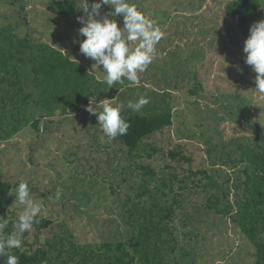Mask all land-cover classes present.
<instances>
[{
	"label": "rangeland",
	"instance_id": "obj_1",
	"mask_svg": "<svg viewBox=\"0 0 264 264\" xmlns=\"http://www.w3.org/2000/svg\"><path fill=\"white\" fill-rule=\"evenodd\" d=\"M51 1L54 0H0V47L5 37L18 41L27 36L33 43L63 50L91 72L94 61L79 51L83 38L78 30L83 25L77 17L83 15L78 9L82 0H62L75 2V13L70 16L52 12L48 8ZM230 1L129 0L164 34L152 63L134 86L125 80L124 84L109 88L102 82L99 70L91 73L96 80L94 92L100 95L93 96L94 103L114 98L116 103L126 105L144 95L150 103L135 113L153 117L171 109L173 126L145 140L157 152L139 150L130 157L117 137L101 139L103 132L97 116L85 110L89 102L78 110L72 106L64 115L57 109L53 117L41 121L36 132L31 123L42 110L31 99L17 107L6 100L4 104L0 92L1 111L6 114L0 129V183L9 187L4 205V218L9 224L4 234L14 230L23 211L15 201V189L22 181L28 183L42 205L38 221L50 222L46 228L34 224L31 232L23 234L18 250H43L51 264H78L76 253L80 254L81 248L85 253L96 252L107 241H125L123 205L126 197L135 194L142 184V166L161 173L170 164L185 174L190 169L204 168L219 184H224L226 174L222 171L226 170H217L206 159L205 139L210 137L214 144L234 149L230 145L234 140L242 137V142L253 144L255 132L264 131V94L256 92L257 74L245 63L243 52L250 26L264 20V0H259L261 9L245 27L225 17L224 9ZM92 2L89 0V4ZM101 11L109 9L103 6ZM116 19L122 27L123 18ZM199 86L201 90L192 95L190 90ZM189 131L195 140L179 142L177 135ZM178 143L192 163L178 165L166 158L165 154ZM233 199L231 193L230 200ZM185 206L168 221L179 244L176 256L182 263L254 262L256 245L229 217L220 219L196 202ZM259 239L264 244V232Z\"/></svg>",
	"mask_w": 264,
	"mask_h": 264
},
{
	"label": "trees",
	"instance_id": "obj_2",
	"mask_svg": "<svg viewBox=\"0 0 264 264\" xmlns=\"http://www.w3.org/2000/svg\"><path fill=\"white\" fill-rule=\"evenodd\" d=\"M48 8L59 16H70L75 13L76 4L74 1L54 0L48 4ZM260 9L259 0H231L225 6L224 15L235 24L245 27ZM95 85L94 75L63 50L49 44L33 43L27 36L18 41L7 37L2 40L1 102L5 104L9 101L13 107H17L19 103L27 104L31 99L33 104L42 110L40 117H34L31 123V128L36 132H39L41 121L53 117L57 109H61V115H64L72 106L76 110L83 108L94 95H98L94 92ZM30 88L32 90L29 91ZM199 90L200 86L194 87L190 93L195 95ZM106 95L109 98L113 96ZM18 109L20 110V107ZM121 115L127 118L131 127L126 135L117 138L130 157L137 155L139 150L144 153L150 152V149L151 152H157L158 149L151 148L152 145L145 140L172 127L174 123L171 109L148 117L125 107ZM5 116L0 104V129L4 127ZM191 132L178 134V141L195 140V135ZM7 135L9 136L8 133ZM254 137L253 144L248 140L242 142V137L241 140H234L230 144L234 145V149L228 148V145L214 144L210 137L205 139L206 147L203 151L206 159L217 170H226L222 171L226 174L222 185L204 168L196 171L190 169L189 173L185 174L170 164L166 165V170L161 173L149 166H142V184L135 194L126 197L123 205L126 240L107 241L96 252L91 250L85 253L84 248H81V253H76L80 258L77 263L184 264L176 256L179 244L168 221L178 209L185 208V204L196 202L220 219L229 217L235 227L257 247L256 258L252 264H264V244L260 243L259 239L260 233L264 232V131L257 130ZM165 155L172 163L177 162L178 165L182 162L192 163L181 143ZM228 170H231V173H228ZM166 173H169L167 178ZM8 190V186L0 183L2 217H5V194ZM231 193L233 201L230 200ZM48 225L49 221L38 222L40 228H46ZM71 246L72 249L76 248ZM9 251L19 257V264H51L47 252L43 250L33 253L18 249ZM6 259L0 258V264H6Z\"/></svg>",
	"mask_w": 264,
	"mask_h": 264
},
{
	"label": "clouds",
	"instance_id": "obj_3",
	"mask_svg": "<svg viewBox=\"0 0 264 264\" xmlns=\"http://www.w3.org/2000/svg\"><path fill=\"white\" fill-rule=\"evenodd\" d=\"M109 11L102 13V7ZM83 15L77 21L83 26L78 30L83 39L79 42V51L94 63L91 65L94 73L99 70L103 74V83L109 88L124 84L125 80L131 85L140 82V74L144 73L156 55V46L163 37L160 27L147 16L137 5L129 0H82L80 8ZM123 18V26L119 27L116 17ZM135 42V47L132 43ZM243 52L246 54L245 63L251 66L257 74L255 90L264 94V20L253 23L249 35L244 41ZM102 66V71L100 70ZM95 97L89 100L85 110L96 115L103 136L115 139L127 134L131 127L121 113L125 107L138 112L150 103L141 95L135 102L116 103L115 99H103L94 103ZM15 201L22 206L13 225V231L4 234L9 220L0 216V258L6 257V264H19V257L9 250L20 249L23 234L31 232L34 224L38 223L42 205L31 192L26 181H22L15 189Z\"/></svg>",
	"mask_w": 264,
	"mask_h": 264
}]
</instances>
